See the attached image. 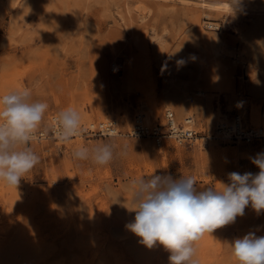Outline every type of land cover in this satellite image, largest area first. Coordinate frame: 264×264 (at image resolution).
<instances>
[{"label": "rangeland", "instance_id": "rangeland-1", "mask_svg": "<svg viewBox=\"0 0 264 264\" xmlns=\"http://www.w3.org/2000/svg\"><path fill=\"white\" fill-rule=\"evenodd\" d=\"M23 87L48 103L47 131L30 145L36 167L17 188L0 183V264H169L168 251L125 227L130 178L191 175L198 188L219 187L231 172L260 171L252 159L264 138L157 146L127 130L136 113L154 122L166 107L201 134L236 113L264 125V0H0V94ZM69 106L82 123L117 118L120 132L59 141L50 116ZM104 142L128 155L74 160V148ZM249 232L264 236V212L251 207L195 242L194 258L236 264L230 243Z\"/></svg>", "mask_w": 264, "mask_h": 264}, {"label": "clouds", "instance_id": "clouds-1", "mask_svg": "<svg viewBox=\"0 0 264 264\" xmlns=\"http://www.w3.org/2000/svg\"><path fill=\"white\" fill-rule=\"evenodd\" d=\"M48 109L47 102L33 99L28 87L0 94V183L17 188L39 163L30 145ZM54 123L52 131L61 142L85 131L80 111L72 106L61 110ZM72 155L77 161L107 166L126 157L128 147L112 142L80 145ZM252 163L260 169L257 174L231 172L229 182H220L219 187L198 188L191 175L130 178L132 207L128 209L135 215L125 227L144 246L159 245L168 251L169 264H199L194 244L206 233L234 223L247 207L257 215L264 212V153L257 154ZM230 246L236 264H264V236L249 232Z\"/></svg>", "mask_w": 264, "mask_h": 264}, {"label": "built area", "instance_id": "built-area-1", "mask_svg": "<svg viewBox=\"0 0 264 264\" xmlns=\"http://www.w3.org/2000/svg\"><path fill=\"white\" fill-rule=\"evenodd\" d=\"M50 116L49 131L55 126V117ZM85 134L113 135L120 132L118 119L111 116L98 121L82 123ZM128 134L133 136H149L157 146H161L165 140H171L178 144L195 142L204 138H227L233 141L251 142L256 139L264 138V125H252L244 121L241 114L236 113L228 121H221L217 124L211 134H201L195 127L193 118L187 116L184 123L176 120L174 111L166 107L163 110L162 118L150 122L146 120L143 113L138 112L134 115L131 127L127 130ZM45 130L38 129L34 138L45 137ZM82 133V134H83Z\"/></svg>", "mask_w": 264, "mask_h": 264}, {"label": "bare ground", "instance_id": "bare-ground-1", "mask_svg": "<svg viewBox=\"0 0 264 264\" xmlns=\"http://www.w3.org/2000/svg\"><path fill=\"white\" fill-rule=\"evenodd\" d=\"M212 26V25H211ZM137 114V113H136Z\"/></svg>", "mask_w": 264, "mask_h": 264}]
</instances>
